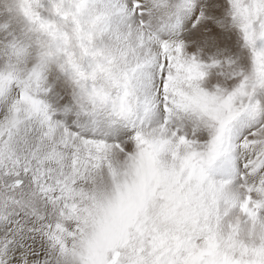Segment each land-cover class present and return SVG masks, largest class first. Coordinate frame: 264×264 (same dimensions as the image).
<instances>
[{
  "label": "snow or ice",
  "instance_id": "6c2138e0",
  "mask_svg": "<svg viewBox=\"0 0 264 264\" xmlns=\"http://www.w3.org/2000/svg\"><path fill=\"white\" fill-rule=\"evenodd\" d=\"M0 264H264V0H0Z\"/></svg>",
  "mask_w": 264,
  "mask_h": 264
},
{
  "label": "bare ground",
  "instance_id": "6f19581e",
  "mask_svg": "<svg viewBox=\"0 0 264 264\" xmlns=\"http://www.w3.org/2000/svg\"><path fill=\"white\" fill-rule=\"evenodd\" d=\"M201 43H203V41H201ZM189 51L192 52L195 51V49L190 47ZM201 55L205 60H207L208 56H216L219 59H226L232 55L231 40H229L228 37L224 35L218 34L217 41L206 50L202 51Z\"/></svg>",
  "mask_w": 264,
  "mask_h": 264
}]
</instances>
